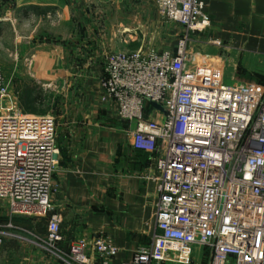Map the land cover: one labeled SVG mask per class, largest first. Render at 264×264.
<instances>
[{"label": "built area", "instance_id": "built-area-1", "mask_svg": "<svg viewBox=\"0 0 264 264\" xmlns=\"http://www.w3.org/2000/svg\"><path fill=\"white\" fill-rule=\"evenodd\" d=\"M156 2L186 29L175 48L108 52L100 79L119 117L135 122L134 147L155 154L159 169L158 232L122 264H187L195 245L210 250L209 264H264V84L227 83L219 68L190 65L186 33L211 24L204 0ZM13 98L0 65V198L9 210L0 246L27 239L20 230L61 264H114L118 248L103 237L60 248L58 212L44 234L14 222L51 212L60 151L55 117Z\"/></svg>", "mask_w": 264, "mask_h": 264}, {"label": "crops", "instance_id": "crops-1", "mask_svg": "<svg viewBox=\"0 0 264 264\" xmlns=\"http://www.w3.org/2000/svg\"><path fill=\"white\" fill-rule=\"evenodd\" d=\"M101 1L112 4L103 9ZM204 2L211 24L192 34L191 66L220 65L226 81L264 75V0ZM100 12L106 17L101 27ZM185 31L160 14L156 0H0L4 72L9 71L7 56L20 54L13 76L73 86L61 95L70 120L59 132L52 196L62 215L61 248L103 237L118 248L114 264H122L158 232L156 156L134 147L135 122L119 117L100 79L108 50H172ZM23 57H29L28 69L21 68ZM76 85L82 88L78 92ZM194 247L198 254L202 246ZM14 248L2 246L0 253ZM90 253L97 260L96 252Z\"/></svg>", "mask_w": 264, "mask_h": 264}, {"label": "rangeland", "instance_id": "rangeland-1", "mask_svg": "<svg viewBox=\"0 0 264 264\" xmlns=\"http://www.w3.org/2000/svg\"><path fill=\"white\" fill-rule=\"evenodd\" d=\"M111 4H112L111 1L99 2V6L103 5L101 6L103 9H106ZM97 19H98L97 20L98 26L101 27L106 24V17L105 15H101V12H100V15L97 17ZM193 33L194 31H188L186 33L188 34L190 45H191V41L193 40V36H192ZM179 35H180V32H179ZM50 42H49V45H51ZM5 45L10 46L11 43L6 41ZM130 49H135V48H130ZM118 50H125V49L122 48V49L108 50V52L118 51ZM31 51H37V50L34 49ZM47 51L52 52L51 50H47ZM107 53H104V57ZM18 59H21L20 54L18 57H16L15 54L13 55L9 54V56H7L6 61L8 64L7 67L9 68V71L7 72H4L5 67L1 65L3 68V72L5 74V77L7 81L9 82L10 98L14 100L12 95H15L14 97L17 99L18 104H20V108L29 113L53 115L57 123V139L56 140H57V145H58L59 132L62 130L63 126H65V122L70 120L68 113H65V107H64L65 104H63V102L61 101V95H63V92H66L67 89L68 90L70 89L69 91L73 90V86L70 87V82L64 81V80L55 79V80H48V81L47 80L45 81L27 80L26 81L22 79L23 77L18 78L16 76H13L12 75L13 66L18 61ZM22 59H23L22 61L23 66H21V68L28 69L29 66H27L25 62H29L28 61L29 57H23ZM189 59H190L189 63L191 65V61H195L191 53H190ZM19 62L21 61L19 60ZM202 66L206 68H210V69L219 68L222 71V76L224 78V73H223L224 70L222 69L223 68L222 66L212 65V64L210 65L204 64ZM242 72H244V70H242ZM241 74H245V73H241ZM245 81L258 82V77L256 75L251 76V77L248 75ZM226 82L230 83V81H226ZM74 87L77 88L75 89L77 92L82 89L81 86L79 85H76ZM12 89L14 91H12ZM15 90H17L18 92H16ZM52 204L53 205H52L51 212H49V214H47L46 217H41V218L32 217L31 220L35 222L36 220H40L42 218H48L52 212H57L53 201H52ZM8 212L9 210H8V206L5 200L0 198V217L1 218L8 217ZM0 222H4V221H0ZM18 233L26 237L27 239H17L18 243H17L16 248H14L12 251H7L6 253H0V264H61V260L53 252L55 250L51 251L45 247L38 246L37 244L31 242L35 240V237L31 234H28L20 230L18 231ZM34 233L38 234L36 233V231ZM49 248L51 249V247ZM191 254H192V260L190 263H187V264H209L210 250L208 248L201 247L200 252L197 254L195 247H193ZM163 264H172V263H163Z\"/></svg>", "mask_w": 264, "mask_h": 264}, {"label": "trees", "instance_id": "trees-1", "mask_svg": "<svg viewBox=\"0 0 264 264\" xmlns=\"http://www.w3.org/2000/svg\"><path fill=\"white\" fill-rule=\"evenodd\" d=\"M258 77V82L260 83H264V75H257ZM8 217H0V221H5L7 220ZM32 218L29 217H22V216H15L13 218L14 222L20 225H24L27 226L31 229H33L34 231L44 234L46 233V224H47V218H42L40 220H36L35 222L33 220H31ZM17 239L14 238H4L3 242L1 244L0 247L2 246H11V247H17Z\"/></svg>", "mask_w": 264, "mask_h": 264}, {"label": "water", "instance_id": "water-1", "mask_svg": "<svg viewBox=\"0 0 264 264\" xmlns=\"http://www.w3.org/2000/svg\"><path fill=\"white\" fill-rule=\"evenodd\" d=\"M153 106H155V107H157V108H159L161 110L163 109L162 106L158 105L157 103H153Z\"/></svg>", "mask_w": 264, "mask_h": 264}]
</instances>
